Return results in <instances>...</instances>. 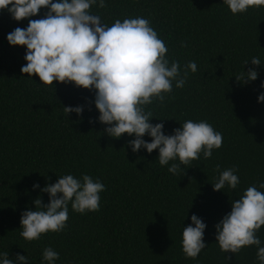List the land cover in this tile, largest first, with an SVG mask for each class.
Listing matches in <instances>:
<instances>
[{
	"label": "trees",
	"instance_id": "16d2710c",
	"mask_svg": "<svg viewBox=\"0 0 264 264\" xmlns=\"http://www.w3.org/2000/svg\"><path fill=\"white\" fill-rule=\"evenodd\" d=\"M221 3L105 0L103 8L91 6L108 26L116 19H148L170 62L183 67L195 61L197 71L188 73L183 88L173 83L162 103L153 100L144 107L154 116L150 123L164 124L165 134L185 120H204L222 134V145L210 158L201 153L176 174L168 172L173 161L159 165L157 150L133 153L127 144L133 137L104 134L106 126L96 122L95 90L71 82L53 81L51 87L40 84L35 74H22L25 48L10 46L6 35L25 28L28 19L18 22L0 10V252H9L10 259L27 255L29 264H41L45 247L59 253L55 264H257L254 245L235 255L223 253L214 225L230 212L231 200L264 182V102H257L264 81V7L233 16ZM45 12L40 9L29 19ZM253 57L261 65H252ZM250 68L256 80L235 79ZM75 106L82 113L66 116L64 107ZM143 138L150 142L147 135ZM218 165L221 171L235 167L236 189L213 190ZM65 174H87L104 184L99 211L80 214L69 204L64 230L26 241L19 235L22 212L34 209L38 196L48 202L47 193L32 185L42 188ZM193 214L206 224L207 246L194 259L185 257L180 244ZM256 235L264 244V226Z\"/></svg>",
	"mask_w": 264,
	"mask_h": 264
},
{
	"label": "clouds",
	"instance_id": "9594fccd",
	"mask_svg": "<svg viewBox=\"0 0 264 264\" xmlns=\"http://www.w3.org/2000/svg\"><path fill=\"white\" fill-rule=\"evenodd\" d=\"M235 16L253 7H264V0H222ZM105 7V0H0V10H6L15 21L28 19L25 28L17 27L6 35L10 46H24L26 63L20 72L32 78L38 76L40 84L52 87L53 81L73 83L75 86L95 90L94 106L98 111L96 122L105 125L108 137L120 138L127 134L133 153L143 149L151 154L157 150L159 165H169L168 172L176 174L183 165L212 156L222 145V134L206 121L185 120L171 134H165L164 124L150 123L153 114L144 110L153 100L163 102L176 88H183L189 72L195 73V61L183 67L166 56L168 49L158 37L150 21L141 16L116 19L111 26L91 12V6ZM46 9L40 19H29ZM185 45L181 43V47ZM252 65H261L253 57ZM248 63L245 62L244 64ZM254 69L235 76L238 82L257 79ZM257 102H264V81ZM66 116L82 113L81 106L64 107ZM163 119H161L162 121ZM90 123L93 121L90 120ZM150 137V142L143 137ZM178 161V163H175ZM212 184L214 191L225 187L236 189L240 179L235 167L220 170ZM47 193L43 204L38 196L34 209L28 208L20 216L19 235L26 241L39 240L42 234L61 232L66 227L69 204L74 212L99 211L100 195L105 190L101 181L82 174L58 176L55 183L32 185ZM264 182L243 190L238 199L231 200L230 212L214 225L215 241L223 253L237 254L242 247L256 246L257 264H264V244L256 232L264 226ZM206 224L193 214L190 223L183 227L181 250L186 258H196L207 246L203 240ZM41 264H55L59 253L45 247ZM227 259V257H225ZM0 264H29L27 255L0 252Z\"/></svg>",
	"mask_w": 264,
	"mask_h": 264
}]
</instances>
